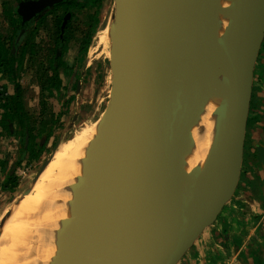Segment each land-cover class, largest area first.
<instances>
[{
	"label": "water",
	"instance_id": "water-1",
	"mask_svg": "<svg viewBox=\"0 0 264 264\" xmlns=\"http://www.w3.org/2000/svg\"><path fill=\"white\" fill-rule=\"evenodd\" d=\"M59 1L42 0L38 8ZM238 2L211 126L204 127L200 88L212 6L113 0L111 96L65 264H180L235 200L264 44V0ZM183 105L201 144L185 129ZM13 213L0 223V243Z\"/></svg>",
	"mask_w": 264,
	"mask_h": 264
},
{
	"label": "bare ground",
	"instance_id": "bare-ground-1",
	"mask_svg": "<svg viewBox=\"0 0 264 264\" xmlns=\"http://www.w3.org/2000/svg\"><path fill=\"white\" fill-rule=\"evenodd\" d=\"M206 2L212 6L214 14L210 16L204 56L205 71L200 88L204 127L211 126L208 120L213 117L215 89L217 82L223 78L228 58L234 27L233 12L239 8L238 0ZM113 28L110 19L96 37L95 50L107 61L112 55ZM180 113L189 136L201 144L202 138L188 107L181 106ZM100 119L80 127L71 138L60 141L52 160L14 206L13 216L0 243V264L8 256L9 247L15 264H65L66 246L71 243L72 234L79 230L83 222V182L89 159L93 156V143ZM30 218L35 219L32 230L25 227Z\"/></svg>",
	"mask_w": 264,
	"mask_h": 264
},
{
	"label": "rangeland",
	"instance_id": "rangeland-1",
	"mask_svg": "<svg viewBox=\"0 0 264 264\" xmlns=\"http://www.w3.org/2000/svg\"><path fill=\"white\" fill-rule=\"evenodd\" d=\"M113 5V0H102L99 8L92 9L86 7L79 12L78 24L80 28L76 30L77 35L79 32L81 34L83 30L87 32L89 25L96 20L95 18H97L96 27L94 30L93 42L84 60L87 63L83 68L80 67L78 71L79 74L73 75L69 80V78L63 75L62 71H59L60 77H63L64 85L65 81L69 80L67 81L68 87L61 90L63 94L62 99L66 102L64 107L60 105L55 93L53 94L56 90H52L51 93L44 90V86H47L50 79H52V69L48 63L43 61L42 63L40 61L31 62L28 65L32 70L28 68L30 72L22 75V96L23 102H25L23 108L24 111L30 115V126L36 127L35 133L37 139H39V132L43 127L50 126V130H52L51 138L39 159L30 160L28 155H26L23 156L18 165L15 166L14 176L17 182L15 189L6 190L2 187L6 175L2 174L0 171V223L2 219L14 209L17 202L30 190L35 179L42 173L44 168L47 167L49 161L53 158L58 142L60 143L62 139L71 138L80 127L97 121L106 110L110 101L112 86L110 63L107 61V58H104L95 48L97 34L111 19ZM0 30L2 33H5L4 35L10 34L9 25H6V23L3 25L0 24ZM81 40L82 39H80V41ZM71 61L74 64V59ZM262 62H264V44L258 59V64ZM75 65L76 64L73 66ZM68 77H70V75H68ZM77 80H79V86L75 90ZM62 108L67 110L65 116H62ZM57 115H60L61 118L63 117L61 121H64L60 123L61 126L59 124L57 125V121L54 120ZM43 121L44 123H42ZM19 146V139L16 136H11L0 126V162L5 159L8 160L7 171L12 168L13 162L18 161ZM231 208L233 213L229 215V220L232 218V222H227L228 220L225 218V214ZM238 210H240V207L236 205L235 198L232 205L230 204L227 206L224 212L219 216L216 224L220 221L221 225H224L225 228H221L215 236L216 238L219 237V239H222L224 234L228 231L226 227H232L235 230L234 235L236 239L239 240V244L242 245L245 242L249 244L255 242L257 244L256 246L251 245V247H248V244L245 243L247 249L243 252L242 259L240 258L239 260L237 258V260H239L237 262L229 257L232 264H264V256L262 258L260 254L257 256L252 255V251L254 250H258L261 255H264V223L261 221L262 217H255L254 219L249 218L247 220L248 222L242 221V218L240 219L236 216L235 212ZM26 224L25 227L32 230V226L35 225V219L30 218ZM251 230L253 232H251ZM229 259L227 261H229ZM3 264H15L11 257L10 247L8 256L5 258Z\"/></svg>",
	"mask_w": 264,
	"mask_h": 264
},
{
	"label": "flooded vegetation",
	"instance_id": "flooded-vegetation-1",
	"mask_svg": "<svg viewBox=\"0 0 264 264\" xmlns=\"http://www.w3.org/2000/svg\"><path fill=\"white\" fill-rule=\"evenodd\" d=\"M41 1L0 0V24L6 23V25H9L10 31V34L4 35L5 33H2L0 30V123L4 119L5 108L3 105L7 103L4 95L17 96L18 103L22 107L25 106L22 96L23 84L21 83V77L23 74L30 72L31 67L28 65L29 63L37 61L42 63L43 61L50 65L54 85L60 83L58 91H54L53 94L55 93L62 107L65 106L66 102L62 99L63 94L61 90L68 87L67 81L73 75L79 74L80 67L83 68L87 63L84 60L93 42L97 18L89 25L87 32L83 30L81 34L79 32L77 35L76 30L80 28L78 15L80 10L86 7L92 9L99 8L102 0H61L52 6L38 8V4ZM80 39L82 40L80 41ZM12 58L15 62L11 73L9 65ZM7 59L10 60L8 61ZM72 59H74L75 66H73ZM59 71H62L63 75L69 78V80L65 81V85L63 77L59 75ZM78 86L79 80L76 82L75 90ZM62 113V116H65L67 110L62 108ZM61 119L63 117L61 118L60 115H57L54 119L57 121V125L61 126L60 123L64 121H61ZM5 121L8 122L9 120ZM49 127H47L46 132L52 131ZM30 129L32 137H36V127L30 126ZM16 130L18 132H25L22 135L23 137H21V134H17ZM43 130L39 132L40 140L37 137L36 140H33L36 149L39 150L36 152L39 154L37 156L38 159L51 138V134L48 137L47 134L43 133ZM12 135L19 139L18 161L13 162L12 170L8 171V160L1 161V163H5L6 161L4 173H2L3 169L0 167L1 173L6 175L4 183L7 182L8 178L14 176V168L23 156L28 155L30 159V153H23L24 141L29 139V135H26V131H23L22 126L16 122L12 127Z\"/></svg>",
	"mask_w": 264,
	"mask_h": 264
},
{
	"label": "crops",
	"instance_id": "crops-1",
	"mask_svg": "<svg viewBox=\"0 0 264 264\" xmlns=\"http://www.w3.org/2000/svg\"><path fill=\"white\" fill-rule=\"evenodd\" d=\"M255 79L254 98L246 134L243 172L236 195V205L240 207V210L235 213L240 219L242 218V221L248 222L249 218L262 217L261 221L264 223V62L257 63ZM232 213L231 208L225 214L227 222H232V218L229 220V215ZM221 228L225 226L221 225L220 221L218 224L215 223L202 235L180 264H232L229 257L237 262L240 258L242 259L243 252L247 249L246 244L248 247L257 245L255 242L239 244V240L234 235L235 230L230 226L226 227L228 231L222 239L216 238L215 235ZM259 254L263 258L264 255H261L258 250L252 251L253 256Z\"/></svg>",
	"mask_w": 264,
	"mask_h": 264
},
{
	"label": "trees",
	"instance_id": "trees-1",
	"mask_svg": "<svg viewBox=\"0 0 264 264\" xmlns=\"http://www.w3.org/2000/svg\"><path fill=\"white\" fill-rule=\"evenodd\" d=\"M87 47L85 48L86 51ZM8 61L10 59H7ZM14 62L15 60L12 58L11 59V64L9 65L10 71L12 73L13 67H14ZM59 84L54 85V81L52 79H50V82L47 86H44V90H47L49 93L52 92V90H56L58 91L59 89ZM7 99V103L5 105H3V107L5 108V113L3 114V120L0 123V126L7 132H9L12 135V127L14 125V123L16 122L18 125H21L23 128V131H26V135H29V139H27V141L25 140V146L23 148V153L28 152L30 153V159L35 160L38 159L37 156L39 154H37L36 152L39 151L36 149V146L33 142V140H36V137H32L31 134V129H30V115L24 111V108L22 107V105L20 103H18V99L17 96H10V95H4ZM5 120H9L8 122H6ZM48 126L43 127V133L47 134L48 137L50 136L51 132H46ZM17 134H21V137H23L22 135H24L25 132H21V131H17ZM20 136V135H19ZM23 143V145H24ZM36 143V142H35ZM5 163H1L0 162V167H2V173H4V169H5ZM17 182L15 181V176L10 177L7 179V182L3 183L2 187L6 190L8 189H15Z\"/></svg>",
	"mask_w": 264,
	"mask_h": 264
}]
</instances>
